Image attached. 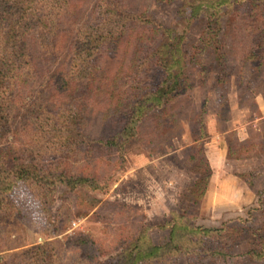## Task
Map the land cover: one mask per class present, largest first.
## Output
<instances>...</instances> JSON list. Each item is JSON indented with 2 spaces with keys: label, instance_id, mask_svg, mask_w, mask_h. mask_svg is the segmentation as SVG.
<instances>
[{
  "label": "rangeland",
  "instance_id": "obj_1",
  "mask_svg": "<svg viewBox=\"0 0 264 264\" xmlns=\"http://www.w3.org/2000/svg\"><path fill=\"white\" fill-rule=\"evenodd\" d=\"M105 1L18 49L0 168L47 179L0 197V264H122L139 238L161 248L139 264H264V0Z\"/></svg>",
  "mask_w": 264,
  "mask_h": 264
},
{
  "label": "trees",
  "instance_id": "obj_2",
  "mask_svg": "<svg viewBox=\"0 0 264 264\" xmlns=\"http://www.w3.org/2000/svg\"><path fill=\"white\" fill-rule=\"evenodd\" d=\"M105 2L108 3L107 6H112L110 0H106ZM194 3L197 2L194 1ZM206 4L207 5H205L204 1L193 4L192 13H196L199 9H204L209 13L210 10H215L219 7L221 2L217 0H207ZM70 6L71 0H0V123L3 119H9V109L14 102V98L12 96L10 97L9 93L16 88L19 89L16 85L25 79L24 75L17 80V74L24 73L22 66H16L21 60V54L18 52V49L21 50L24 47L23 45L29 42L30 33L35 34L37 38L35 40H37L38 46L44 42L43 39H40L42 33L53 30L57 25V19L63 15L64 11L69 9ZM115 11L118 12L116 6L111 9V12ZM101 19L107 20L105 21L107 24H104V26L100 28L103 32L101 34L97 33L92 42V33L90 32L92 26L88 24L85 29V39H87L86 42L89 43V45H104L107 43L108 35L111 38L113 37L111 30L107 29L108 24H111V22L108 23L110 17L104 16L102 13ZM136 21L137 18L134 19V22ZM150 26L153 27V23ZM174 39L175 37L171 36L170 31H168V37L162 40L161 47L168 49L166 50V54L168 53L169 56L167 61H172L176 65L180 64L181 58L180 56H176L175 51L171 50L172 43L175 41ZM13 54L14 56H12ZM172 76L173 74H170V78ZM53 78L55 77L53 76ZM58 80L65 81L64 77H57V81ZM48 84L51 85L50 82ZM54 84L55 82L52 85ZM37 118L42 119L40 116H37ZM49 118L53 119L51 116H49ZM47 120V118H44V121ZM20 167L23 169L14 172L10 171L11 173L13 172V175H11V173L5 175L4 168H0V197L4 195V192L10 188L11 184L14 183L16 179H22L25 182H29L31 179H34V177L37 181L42 182L47 179L39 174L31 177L29 173L26 172L27 170H24L27 168L26 166L21 165ZM206 168V179H208L211 176L209 164H206ZM65 184L67 185L68 183L65 182ZM0 202H2V198H0ZM232 228L231 226L218 229L195 227L189 230L195 235L201 234L202 236H208L210 233H220L221 237H223V235L228 234ZM174 238L175 228L171 229V239L174 240ZM132 246V248L129 247L123 250L121 255L123 258L122 264H139L142 261L157 257L161 251L160 247L151 245L147 240H140V238L133 242ZM250 253H254L258 258L264 256V237L258 239L256 247L253 251H250Z\"/></svg>",
  "mask_w": 264,
  "mask_h": 264
}]
</instances>
